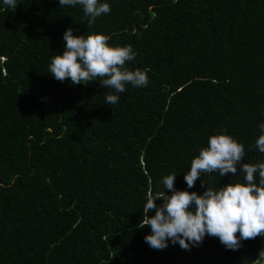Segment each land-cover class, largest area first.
Segmentation results:
<instances>
[{"label":"trees","instance_id":"16d2710c","mask_svg":"<svg viewBox=\"0 0 264 264\" xmlns=\"http://www.w3.org/2000/svg\"><path fill=\"white\" fill-rule=\"evenodd\" d=\"M100 2L111 11L88 28L79 5L17 0L13 12L0 0V264H261L264 236L237 250L207 235L190 250L170 240L155 250L138 225L147 194L171 195L169 174L198 194L245 182L238 164L188 188L184 174L210 136L225 132L245 163L264 162V0ZM69 27L130 45L126 66L148 85L129 84L108 105L99 80H56L47 69Z\"/></svg>","mask_w":264,"mask_h":264},{"label":"clouds","instance_id":"9594fccd","mask_svg":"<svg viewBox=\"0 0 264 264\" xmlns=\"http://www.w3.org/2000/svg\"><path fill=\"white\" fill-rule=\"evenodd\" d=\"M4 4L14 12L17 0H4ZM76 5L83 8L88 28L98 17L111 11L110 4L100 0H59V6ZM63 40L65 50L51 58L47 69L56 80L68 79L72 85L99 80L102 86L112 90L105 96L108 105L119 101L118 94L123 93L127 85L136 88L148 85L145 71L130 70L126 66L136 57L130 45H110V37L98 32L74 35L71 27L63 33ZM259 131L255 147L264 153V122L259 125ZM244 156L242 143L225 132L217 133L208 138L207 146L191 160L190 170L184 174L188 188L194 187L202 173L234 176L238 164L245 182H231L216 189L207 186L203 194H198L177 190L176 174L165 176L162 184L171 195L165 191L149 193L142 207L143 219L138 227L151 228V234L144 238L149 247L163 250L170 240L181 249L190 250L192 246H199L207 235L218 238L226 249L237 250L241 241L264 236V162L245 163ZM204 184L201 181L202 187ZM157 199H161L162 204L157 205ZM152 210L155 214L149 216ZM258 260L264 264V249L259 252Z\"/></svg>","mask_w":264,"mask_h":264}]
</instances>
